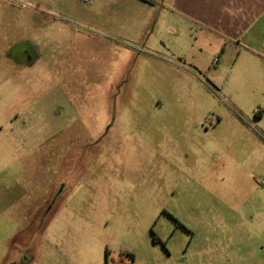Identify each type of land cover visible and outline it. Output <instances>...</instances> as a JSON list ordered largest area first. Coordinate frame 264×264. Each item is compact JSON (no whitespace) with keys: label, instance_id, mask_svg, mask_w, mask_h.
I'll use <instances>...</instances> for the list:
<instances>
[{"label":"rangeland","instance_id":"1","mask_svg":"<svg viewBox=\"0 0 264 264\" xmlns=\"http://www.w3.org/2000/svg\"><path fill=\"white\" fill-rule=\"evenodd\" d=\"M176 8L0 0V264H264V77Z\"/></svg>","mask_w":264,"mask_h":264},{"label":"crops","instance_id":"2","mask_svg":"<svg viewBox=\"0 0 264 264\" xmlns=\"http://www.w3.org/2000/svg\"><path fill=\"white\" fill-rule=\"evenodd\" d=\"M177 10L201 27L203 42L218 40V63L235 56V62L252 61L264 77V0H175ZM199 35V36H200ZM233 47L236 50H233ZM232 72V71H231ZM264 111V109H261ZM264 139V113L258 115Z\"/></svg>","mask_w":264,"mask_h":264},{"label":"built area","instance_id":"3","mask_svg":"<svg viewBox=\"0 0 264 264\" xmlns=\"http://www.w3.org/2000/svg\"><path fill=\"white\" fill-rule=\"evenodd\" d=\"M216 61H218V58L216 59ZM255 113L259 115V114H261V113H264V111H262V110L259 109V108H256V109H255Z\"/></svg>","mask_w":264,"mask_h":264},{"label":"trees","instance_id":"4","mask_svg":"<svg viewBox=\"0 0 264 264\" xmlns=\"http://www.w3.org/2000/svg\"><path fill=\"white\" fill-rule=\"evenodd\" d=\"M146 1H150L151 2L152 0H146Z\"/></svg>","mask_w":264,"mask_h":264}]
</instances>
